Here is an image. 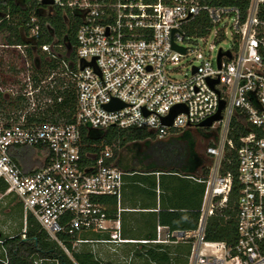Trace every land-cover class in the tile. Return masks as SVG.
Listing matches in <instances>:
<instances>
[{
  "label": "built area",
  "instance_id": "built-area-1",
  "mask_svg": "<svg viewBox=\"0 0 264 264\" xmlns=\"http://www.w3.org/2000/svg\"><path fill=\"white\" fill-rule=\"evenodd\" d=\"M31 1L43 16L72 12L79 26L75 44L59 43L52 25L31 15L26 23L29 38L38 40L46 29L52 31V43L40 48L48 59L65 57L61 68L45 75L41 62L31 60L28 44L0 40V60L8 64L0 73V94L8 103L0 107V219L6 198L15 197L25 224L33 215L73 260L71 250L83 245L105 264L97 245L115 250L128 243H190L187 264H264V0H242L244 5L207 0ZM189 32L206 43L211 36L220 42L230 34L231 44L220 47L213 58L214 45L206 51L186 44ZM12 52L14 72L12 61L5 63ZM187 55H194L196 62L179 79L175 65ZM71 88L74 121L55 119L53 109ZM114 100L123 107L107 109ZM222 102V118L209 126L219 130L218 140L207 148L213 159L210 173L196 178L205 184L197 229L178 231L158 224L154 240L125 238L120 206L125 173L112 160L119 141L110 145L104 140L97 150L86 152L83 129H145L164 139L200 127L219 112ZM177 105L183 110L165 124L163 119ZM26 149L40 160L39 166L22 163L19 155ZM233 152L226 167V155ZM103 196L117 198L115 217L101 202ZM213 219L222 220L232 233L227 239H206ZM88 232L101 236L82 237Z\"/></svg>",
  "mask_w": 264,
  "mask_h": 264
},
{
  "label": "trees",
  "instance_id": "trees-1",
  "mask_svg": "<svg viewBox=\"0 0 264 264\" xmlns=\"http://www.w3.org/2000/svg\"><path fill=\"white\" fill-rule=\"evenodd\" d=\"M207 1L212 4L244 5L245 3L242 0ZM32 14L40 16L43 25L45 22L52 25L59 43H76L79 20L72 12L66 15L62 10H56L50 15L43 16L41 9L30 0H0V34L5 30L9 32L6 38H1V42L11 45L28 44L31 57L32 52L39 54L37 62H41L40 71L45 75L49 70L61 68L62 59L65 57L48 59L47 53L40 48L43 44L52 43V31L46 29L45 34L38 40L29 38V28L26 23ZM74 54L75 52L72 51V59ZM1 65L0 60V73L3 74ZM10 69L14 72V62L10 63ZM7 104L6 99L0 94V107H6ZM10 106L13 105L10 104ZM74 114L75 94L74 89L71 88L64 94V102L53 109L52 117L73 122ZM197 130L202 132L201 128ZM82 132L86 152L97 150L104 140L110 145L119 141L120 148L114 147L112 160L125 173V184L120 202L122 208L126 190L135 195L143 193L146 197L155 199L157 189L161 191V208L158 213L152 207L144 206L141 209L152 211L147 213L141 211L136 217H130L131 213L126 214L124 210L122 211V233L125 238L154 240L158 224L178 231L197 229L205 184L198 182L196 178H206L210 171L209 165L204 162L197 151V138L192 128L180 133L174 132L164 139L156 138L151 131L145 129L120 132L110 129L104 132L84 128ZM205 136L209 137V134L205 133ZM231 136L238 143V138L233 136V133ZM94 144L96 146H93ZM26 150L31 151V149ZM231 156L235 157L234 152L226 155L224 161L226 167L228 157ZM231 169L233 172L236 171L235 163ZM101 202L106 205L109 215L115 217L118 211L117 198L103 196ZM86 234L92 235V239L101 236L94 232L82 235ZM231 234L219 219L211 220L206 227L207 240H223ZM125 245L139 246L138 249L132 250L136 251L134 257L140 258L141 264H187L192 247L190 243H128ZM71 252L74 260L56 241L48 237L36 218L29 215L20 232L4 236V245L0 249V264H37L38 260H43L44 264H101L102 259L95 257L89 245H83L79 250L72 249ZM105 264L115 263L108 261Z\"/></svg>",
  "mask_w": 264,
  "mask_h": 264
},
{
  "label": "rangeland",
  "instance_id": "rangeland-1",
  "mask_svg": "<svg viewBox=\"0 0 264 264\" xmlns=\"http://www.w3.org/2000/svg\"><path fill=\"white\" fill-rule=\"evenodd\" d=\"M198 23L197 25H199ZM9 35L8 31H4L3 33L0 34V40L2 41L1 38H6ZM188 36L191 38L186 41V44L189 47L192 48H201L203 50L209 51L211 45H214V48L212 49V56L215 58V56L218 53V50L220 47H223L224 49H227L230 44H231V35L228 34V38L216 42L214 41V37L211 36L208 38L207 43L203 42L199 37L194 36V33H188ZM8 52V51H7ZM10 52V51H9ZM41 53V52H40ZM10 56H7V60H5V63H7L9 60L12 62L15 61V54L16 52L10 53ZM10 57V58H9ZM39 54L37 52H32V57L31 60L33 61L34 58L38 59ZM48 57V56H47ZM195 56L194 55H187L185 57H182L180 62L175 65V76L179 79H182L189 75L191 71L190 65L192 63H195ZM8 64H2L1 69H7ZM4 72V70H3ZM12 77V75H11ZM197 128H201L202 132H199ZM196 138H197V151L199 155L204 159V162L207 165H211L213 162V159L207 154V148L209 147V144L213 141H217L219 136V130L215 131L211 127H193L192 128ZM182 131L176 132L180 133ZM205 133L209 134V137L205 136ZM30 153V151H29ZM28 152L26 153L27 158L31 156ZM35 155L32 154V159L30 158L29 160L33 164V166H39L40 165V160H37ZM16 201V198L13 196H8L6 198V204L4 205L3 212H2V217L0 219V224H5L6 225V235H12L16 232V230H22L24 227V212H23V207L22 204L18 201ZM4 222V223H3ZM83 237H88L91 238L92 235L86 234L82 235ZM83 247V246H82ZM139 246H126V245H121L117 246L116 249L114 250L111 246H104V245H97L96 249L102 254V258L106 262L112 261L115 264H141L142 261H140V258L134 257L136 255V251L134 252L132 249H138ZM1 249V245H0ZM131 249V251H130ZM183 249V248H182ZM131 255L132 260L129 262V256Z\"/></svg>",
  "mask_w": 264,
  "mask_h": 264
},
{
  "label": "crops",
  "instance_id": "crops-1",
  "mask_svg": "<svg viewBox=\"0 0 264 264\" xmlns=\"http://www.w3.org/2000/svg\"><path fill=\"white\" fill-rule=\"evenodd\" d=\"M27 152L29 153V151L26 150L23 154L19 155V158L22 161V163H24L26 165V167L30 168V167H33V164L29 160L30 158L32 159V157H31L32 151H30L29 154L31 156H29L28 158L26 156ZM34 167H37V166H34ZM157 176H159V173H157ZM123 200H124V205H123L124 207L123 208L121 207V208L126 212V214L131 213L130 217H136L137 214L140 213L141 211L143 213H147L151 210V209H141L142 206L152 207L154 209V211H156L158 213L160 211V208H161V191L159 189H157V198L155 199V198L146 197L143 193H140L139 195H135L133 193H129V191L126 190V192H124V199ZM6 229L7 228H6L5 224H3V225L0 224V236L2 238H4V236H6V234H7L6 232H8V231H6ZM20 231L21 230H16V232L14 234H16ZM14 234H12V235H14ZM1 248H2V246H1Z\"/></svg>",
  "mask_w": 264,
  "mask_h": 264
},
{
  "label": "water",
  "instance_id": "water-1",
  "mask_svg": "<svg viewBox=\"0 0 264 264\" xmlns=\"http://www.w3.org/2000/svg\"><path fill=\"white\" fill-rule=\"evenodd\" d=\"M43 3L45 4H48V3H53V0H44ZM174 48L180 50L181 52H185V48L184 47H181V46H177L175 44H173ZM222 56V52L220 51L219 53V63H220V58ZM87 64V62H84V65L83 67ZM119 107H123V103L117 101V100H114L112 101L111 103L107 104L106 105V108L107 109H116V108H119ZM224 107V102H222V105L220 107V110L217 114H215L214 116L210 117L209 119L205 120L204 122H202L200 124V127H209L213 124L214 121L216 120H219L222 118V115H221V109ZM183 105H177L174 107V109L171 111L170 115H168L167 117H165L163 119V122L165 124H171L174 117L176 116V114H178L179 112H181L183 110Z\"/></svg>",
  "mask_w": 264,
  "mask_h": 264
}]
</instances>
